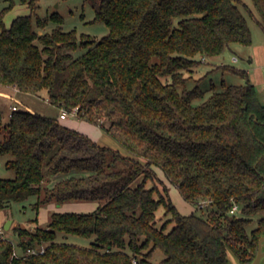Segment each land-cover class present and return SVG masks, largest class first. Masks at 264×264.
<instances>
[{
    "label": "trees",
    "instance_id": "obj_1",
    "mask_svg": "<svg viewBox=\"0 0 264 264\" xmlns=\"http://www.w3.org/2000/svg\"><path fill=\"white\" fill-rule=\"evenodd\" d=\"M240 1L91 0L94 21L109 28L99 39L64 30L58 11L36 24L20 15L9 27L7 9L0 11V84L46 90L51 104L78 107L80 119L123 149L58 117L18 108L2 122L0 112V156H10L6 167L14 171L0 177V210L32 197L37 214L51 201L100 203L91 212L55 211L47 227L15 226L19 255L0 235V264H227L230 251L242 263L255 258L264 235V103L248 72L226 64L246 82L212 87L207 98L187 86L202 59L252 43ZM253 2L264 29V0ZM30 4L36 11V0ZM49 20L59 25L42 32ZM152 167L188 202L209 200L206 216L183 214ZM57 176L64 178L49 185ZM69 234L95 240L61 239ZM157 249L166 256L154 263Z\"/></svg>",
    "mask_w": 264,
    "mask_h": 264
},
{
    "label": "rangeland",
    "instance_id": "obj_2",
    "mask_svg": "<svg viewBox=\"0 0 264 264\" xmlns=\"http://www.w3.org/2000/svg\"><path fill=\"white\" fill-rule=\"evenodd\" d=\"M38 8L36 11L32 10L30 0H0V11L7 9L4 15L5 24L11 26L13 20L20 15H32L33 21L36 24L38 17L47 19L54 11H58L64 16V22L61 24L64 30L75 29L78 36L88 34L92 38L99 39L106 35L109 31L107 25L103 22L94 21L95 9L91 0H36ZM240 8L248 18L250 29L252 31V43L245 45L239 42H234L227 47L221 54L209 57L195 68L190 73L192 79L188 82V88H194L197 85L206 91L205 98L213 93L212 87L216 90H224L230 84H244L246 79L228 69L224 65H230L238 69H244L249 74V79L255 84L258 97L264 103V29L260 21V15L257 12L253 0H241L238 2ZM59 24L53 20H49L46 27L41 31H51ZM84 49L79 48L75 51L76 56L81 55ZM14 87H4L0 84V112L2 115V122L9 119L14 104L24 108L14 99H20L24 104L33 108L39 114L49 117H59L61 111L60 107L53 105L47 99V91L43 90L40 93H32L21 90H14ZM16 97V98H15ZM28 109V108H26ZM30 110V109H29ZM31 111V110H30ZM63 125L75 129L81 133L89 134L97 142L98 133L102 131L101 127L90 123L84 119H80L74 114H69L67 119H61ZM97 135V136H96ZM96 136V137H95ZM10 156H0V177L11 178L14 176V171L6 167V161ZM159 179L164 181V184L169 188L172 201L183 214H189L192 211L197 214L204 215L208 213L210 206L209 200H199L197 204L190 203L184 199L179 189L169 182L165 177L163 171L158 167H152ZM36 201L35 197L29 199L26 203H14L11 206L14 218L21 226L34 225L32 219L38 214L33 209L32 203ZM69 210H76L80 212L93 211V201L90 200H69ZM80 203V204H79ZM43 210V209H41ZM51 213L44 210L40 214V224L42 227H47L50 222ZM163 208L159 210V215L162 216ZM50 214V215H49ZM258 216L254 217V221L248 225V229L255 227ZM48 219V221H47ZM36 225V224H35ZM34 225V227H36ZM1 235V234H0ZM5 235L18 243V235L12 230H5ZM62 240L74 242L82 246H89L95 240L94 236L84 237L74 234H69L67 237L61 235ZM165 253L161 249L155 250L152 261L159 263L164 257ZM227 264H240L233 253L229 252ZM247 264V263H243ZM264 264V259H263Z\"/></svg>",
    "mask_w": 264,
    "mask_h": 264
},
{
    "label": "crops",
    "instance_id": "obj_3",
    "mask_svg": "<svg viewBox=\"0 0 264 264\" xmlns=\"http://www.w3.org/2000/svg\"><path fill=\"white\" fill-rule=\"evenodd\" d=\"M14 90H19L17 87H14L13 88ZM16 98V97H15ZM18 101H19V103H20V105L22 106V105H24V108H28V109H30L32 112H36L33 108H31L30 106H28L27 104H24L20 99H17ZM19 108H20V106H19ZM62 112V111H61ZM61 114V113H60ZM59 121H60V123L63 125V122L61 121V119H67L68 117H66V118H61L60 117V115H59ZM87 135H89V134H87ZM98 135V136H97ZM96 136L98 137L97 139H98V141L99 142H97L93 137H91L90 135V137L93 139V140H95L97 143H99L100 145H103V146H109V147H112V148H115V149H119V150H123L122 149V147H121V145H120V143L116 140V139H114L112 136H110L109 134H107L106 132H104L103 130L100 132V133H98ZM95 136V137H96ZM62 178H64V176H57V177H54V178H52L51 180H50V182H49V185H51V184H53L54 182H56L57 180H60V179H62ZM91 201V200H90ZM94 203H92L93 204V206L92 207H94L93 208V211L99 206V202L98 201H93ZM80 204V203H79ZM70 205V203H69V201H66V202H63V203H58V202H56V201H51V202H49V203H47V204H45V205H43V206H41L40 207V209H39V211H38V215H37V217H38V220H37V222H33L34 223V225L36 224L37 226H41V224H40V214H41V212L42 211H44V210H47V208H48V211L51 213L52 211H58V212H69V211H74V212H80V211H76V210H69L70 208L68 207ZM11 207H8V208H5V209H2V210H0V231H2V232H0V234L1 235H3L4 237H7V235H5V230H12V229H14V227L15 226H17V225H20V223L14 218V214H13V211L10 209ZM41 209H43V210H41ZM91 212V211H90ZM50 215V214H49ZM9 219H12V224H11V226H10V228L9 229H6L5 227H4V225H5V223L7 222V220H9ZM47 221H48V219H47ZM34 225L32 226V225H30V226H27V227H31L32 229H34L35 227H34ZM35 225V226H36ZM8 238V237H7ZM18 242H19V240H18ZM15 243V242H14ZM15 245H16V250L18 251V246H17V244L15 243Z\"/></svg>",
    "mask_w": 264,
    "mask_h": 264
},
{
    "label": "built area",
    "instance_id": "obj_4",
    "mask_svg": "<svg viewBox=\"0 0 264 264\" xmlns=\"http://www.w3.org/2000/svg\"><path fill=\"white\" fill-rule=\"evenodd\" d=\"M16 102H19L18 100H16V99H14ZM19 107H18V105H16V104H14L13 106H12V109L13 110H16V109H18ZM69 114H74V115H78V107H75L71 112H68V111H66V110H62V112H61V114H60V117L61 118H66V117H68V115ZM238 209H239V206H238V204L237 203H235L234 205H233V207L231 208V212L232 213H234V212H236V211H238ZM0 232H2V231H0ZM44 250V246H41V247H30V248H28V250L26 251L27 252V254H34V253H38L39 251H43ZM14 255H19V253H18V251L15 249V251H14ZM137 262V260L136 259H134V263H136Z\"/></svg>",
    "mask_w": 264,
    "mask_h": 264
},
{
    "label": "water",
    "instance_id": "obj_5",
    "mask_svg": "<svg viewBox=\"0 0 264 264\" xmlns=\"http://www.w3.org/2000/svg\"><path fill=\"white\" fill-rule=\"evenodd\" d=\"M11 224H12V219H9L5 223L4 227L6 229H9ZM230 252L233 253L232 251H230ZM233 255L235 256V258L237 259V261L240 264H243L234 253H233ZM263 259H264V235H262L260 237L259 246H258V252H257L255 258L252 261H250L249 263H247V264H263Z\"/></svg>",
    "mask_w": 264,
    "mask_h": 264
}]
</instances>
